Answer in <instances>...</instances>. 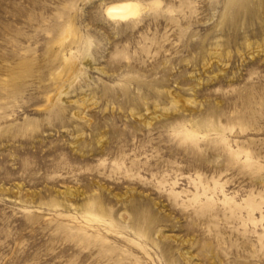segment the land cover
<instances>
[{
  "label": "rangeland",
  "instance_id": "374dc122",
  "mask_svg": "<svg viewBox=\"0 0 264 264\" xmlns=\"http://www.w3.org/2000/svg\"><path fill=\"white\" fill-rule=\"evenodd\" d=\"M118 1L0 0V264H264V0Z\"/></svg>",
  "mask_w": 264,
  "mask_h": 264
},
{
  "label": "bare ground",
  "instance_id": "6f19581e",
  "mask_svg": "<svg viewBox=\"0 0 264 264\" xmlns=\"http://www.w3.org/2000/svg\"><path fill=\"white\" fill-rule=\"evenodd\" d=\"M142 8L143 7L138 2L126 0V1L112 2L106 5L104 7V12L106 13L108 17L112 19L125 20V19H130V18H134L138 16ZM247 45L249 46L250 43H248ZM61 99L62 101L65 100L63 99V97ZM65 101L68 102L69 100L66 99Z\"/></svg>",
  "mask_w": 264,
  "mask_h": 264
}]
</instances>
